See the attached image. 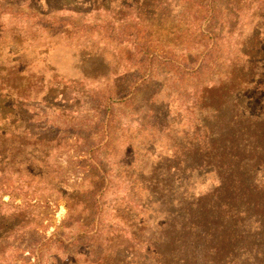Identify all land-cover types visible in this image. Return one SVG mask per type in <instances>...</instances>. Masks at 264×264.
I'll return each instance as SVG.
<instances>
[{
    "label": "rangeland",
    "instance_id": "obj_1",
    "mask_svg": "<svg viewBox=\"0 0 264 264\" xmlns=\"http://www.w3.org/2000/svg\"><path fill=\"white\" fill-rule=\"evenodd\" d=\"M99 1L0 0V142L20 172L0 189V264L134 258L115 212L129 205L143 235L199 222L184 208L217 179L177 148L199 128V89L247 57L264 81V0ZM192 234L172 264H209L211 242Z\"/></svg>",
    "mask_w": 264,
    "mask_h": 264
},
{
    "label": "trees",
    "instance_id": "obj_2",
    "mask_svg": "<svg viewBox=\"0 0 264 264\" xmlns=\"http://www.w3.org/2000/svg\"><path fill=\"white\" fill-rule=\"evenodd\" d=\"M82 1H89V7H93L92 0ZM112 3H117L121 11L132 10L138 1L100 0L97 5L109 12ZM257 66L254 59L247 57L244 66H233L227 82L199 89V117L193 113L194 116L189 117L199 128L192 131L183 147L177 145L178 154L186 152L199 156V163H195V158L186 160L188 154H185L192 171L217 179L215 187L208 189L206 194L195 199L189 197L184 208V220L199 219V222L192 221L190 226H185L167 217L154 232L143 235L136 229L137 216H131L135 208L131 205L122 210L116 208L119 222L129 229L126 241L132 243L136 256L129 259L107 255L86 264H172L180 243L192 232L194 240L199 236V240L211 242L207 251L209 264H264V243H259L264 241V81L258 77ZM242 68H246L248 74L244 82L239 72ZM6 134L2 131V139ZM4 145L5 141L1 140L0 189L6 188L5 178H10L7 175L20 177L19 171L10 170L11 162L6 157ZM21 164H16L17 170ZM155 181L158 184L159 181ZM168 190V187H157L154 194L158 195V191L166 194ZM135 201V207L140 209L138 200L130 203ZM68 203L71 214V199ZM24 220L23 217L19 219L17 227ZM141 225L144 224L139 223Z\"/></svg>",
    "mask_w": 264,
    "mask_h": 264
}]
</instances>
